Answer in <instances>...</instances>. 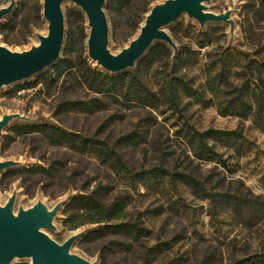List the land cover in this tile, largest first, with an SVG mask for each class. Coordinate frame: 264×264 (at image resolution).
I'll return each mask as SVG.
<instances>
[{
  "label": "rangeland",
  "instance_id": "374dc122",
  "mask_svg": "<svg viewBox=\"0 0 264 264\" xmlns=\"http://www.w3.org/2000/svg\"><path fill=\"white\" fill-rule=\"evenodd\" d=\"M145 0H133L128 13L120 15L112 28L110 14L105 9L109 24V48L117 53L138 33L128 38L124 33L128 24ZM163 0H151L149 6ZM9 0H0V7ZM16 0L15 7L22 18L13 31L0 32V44L12 51H22L36 44V33H47V22L34 0ZM42 3V0H41ZM209 11L220 13L232 9L235 32L230 33V24L207 22L204 27L195 18L183 14L165 30L172 36L178 47L190 46L196 51V61L186 72L197 82L225 67L228 79L236 86L243 83L256 87L258 69L264 62V0H211L206 2ZM13 8V9H14ZM64 15V39L58 60L87 57L92 66L96 65L86 50V40L81 41L82 30L88 34L87 21L76 18L74 11L80 10L70 1L61 5ZM3 21V20H2ZM203 33H208L213 42L205 47ZM250 66V67H249ZM125 70H137L139 76L152 88L161 82V74L156 66ZM104 71V70H103ZM264 77V71L262 72ZM46 79L32 88H22L16 94L11 91L24 87L36 80ZM51 66L22 82L0 88V116L5 112H19L34 118L36 122H48L82 134L104 138L110 144L119 136L133 130H148L143 143L124 145L119 148L123 158L133 170L148 168L162 162L171 169L194 172L208 187L228 196L215 206L208 200L197 197L184 184L176 187L167 182L159 188H147L131 181L127 174L116 172L100 165L89 154H81L65 147H55L38 134L16 135L10 130L18 120H13L3 130L0 140V160L19 161V166L29 167L40 164L45 167L57 166L51 174H34L32 191L22 186V174H15L0 183V204H3L13 189L17 190L14 204L24 208L37 199L51 207L58 200L64 203L53 220L56 230L44 231L57 242H62L70 233L85 230L96 223H87L75 230H69L62 223L67 214L62 211L71 195L89 192L97 184L106 186L102 200L109 202L118 194L128 195L127 214L122 221H131L150 229L151 234L138 241L127 235H109L93 243H78L71 250L88 259L97 260L103 255L106 264H145L144 254L148 247L159 245L150 264H264V127L253 116L240 117L221 115L217 105L205 106L189 97L183 98L184 112L166 111L155 113L157 121L147 125L151 114L147 109H124L113 106L109 110L93 113L82 109L69 112L59 110L60 103L68 100L89 99L92 94L84 87L72 82L68 75L55 79ZM231 90L229 95H233ZM207 97H211L209 93ZM228 95V96H229ZM185 122L198 130L208 128L237 130L245 137L244 151L239 153L233 147L217 143L225 165L216 161H203L192 154L181 127ZM6 136L1 148L2 141ZM7 168L4 171H8ZM4 171L0 172V178ZM28 182V181H27ZM31 190V189H30ZM107 191V192H106ZM230 199L232 201L230 202ZM234 199L239 202L237 205ZM253 205L256 211L253 212ZM113 240L119 241L116 247ZM131 243L129 249L127 244ZM114 248H112V246ZM103 252V253H102ZM9 264H30L29 258L14 259Z\"/></svg>",
  "mask_w": 264,
  "mask_h": 264
},
{
  "label": "trees",
  "instance_id": "16d2710c",
  "mask_svg": "<svg viewBox=\"0 0 264 264\" xmlns=\"http://www.w3.org/2000/svg\"><path fill=\"white\" fill-rule=\"evenodd\" d=\"M22 0H19V4ZM37 8H41V0H34ZM151 0H145L138 12L128 24V29L124 37L128 38L134 34L142 24L144 17L151 6ZM133 0H106L105 8L110 14L112 28H115V20L120 15L128 13L132 8ZM78 20L85 22L83 13L80 10L74 11ZM0 22V32L13 31L19 24H22V18L19 19L17 7L5 16ZM203 41H199L200 47H205L213 42L208 33L202 34ZM87 33L82 30L81 41L84 44ZM196 51L190 46L178 47L175 53L162 41H155L146 53L137 61L139 68H151L156 66V70L161 74V82L158 87L149 86L137 73V70L130 73H108L92 66L87 57L78 60L66 58L57 60L52 66L55 73V79L62 75H68L72 82L80 87H84L92 96L87 100H68L60 103L58 109L69 112L82 109L86 112H95L98 110H109L113 106H119L124 109L143 108L151 114L153 112L165 113L170 111L183 115V98L189 97L195 102L205 106L217 105L221 115H235L240 117L253 116L264 127V62H260L258 69L259 81L255 88L243 83L239 87L228 79L229 73L225 67L220 68L215 73L209 75L202 82H197L194 77L189 76L186 69L195 64ZM250 67V66H249ZM54 79V80H55ZM46 79L36 80L24 87L14 88L11 93L16 94L22 88H32ZM234 90L233 95H229ZM207 93L211 97H207ZM229 95V96H228ZM157 121V115L147 117V125ZM16 135L38 134L46 142L55 147H65L81 154L93 156L100 165L116 172H123L129 179L143 187L155 186L159 188L162 183L167 182L176 187L184 184L190 188L192 193L199 198L208 199L214 206L219 201H224V196L228 194L221 193L208 187L194 172L186 170L171 169L162 162L154 164L148 168L133 170L128 162L123 158L119 148L124 145H134L143 143L148 136V130H133L130 133L119 136L113 143H109L104 138L82 134L66 128L60 127L48 122H26L18 120L10 128ZM182 137L186 140L192 154L203 161H216L225 165L222 155L217 150V143L224 146L233 147L239 153L244 150L245 137L237 130H225L208 128L198 130L193 125L185 122L181 127ZM6 136L2 141L1 148ZM57 166L49 167L40 164L29 167L16 166L8 171H4L0 178V183L4 188L5 181L15 174H22V186L25 190L32 191L34 187V174H51L52 170H57ZM28 181V182H27ZM31 189V190H30ZM106 186L97 184L91 191L71 195L65 203L62 211L67 214L62 223L67 229L75 230L87 223H96L95 226L81 231L78 243H93L109 235H127L132 241H138L151 234L150 229L141 226L136 222L122 221L128 212V195L118 194L109 202L102 200L105 194ZM107 192V191H106ZM232 199H230V202ZM235 205L239 202L234 199ZM253 205V212L256 211ZM116 247H121V243L113 240ZM112 248H114V246ZM131 246L129 242L127 249ZM159 246V245H158ZM157 245L148 247L144 254L145 264H150L153 260L150 256L155 252ZM103 253V252H102ZM99 264H106L103 255L99 257Z\"/></svg>",
  "mask_w": 264,
  "mask_h": 264
},
{
  "label": "water",
  "instance_id": "95a60500",
  "mask_svg": "<svg viewBox=\"0 0 264 264\" xmlns=\"http://www.w3.org/2000/svg\"><path fill=\"white\" fill-rule=\"evenodd\" d=\"M74 3L87 21L86 50L88 57L108 73H120L134 67L155 41L166 43L178 51L172 36L165 28L183 14L195 18L204 27L207 22L230 24L235 32L232 9L215 13L206 2L211 0H163L153 4L146 13L138 33L117 53L109 48V24L105 12L106 0H42V16L47 22V33H36L38 42L22 51H12L0 44V88L22 82L52 66L60 57L64 39L63 2ZM16 0L0 7V22L9 15ZM33 122L34 118L19 112H5L0 116V140L3 130L13 120ZM20 165L19 161L0 160V172ZM17 190L13 189L0 204V264H9L18 258H29L30 264H98L71 250L81 230L70 233L62 242L51 238L44 230H56L54 218L64 201L58 200L49 207L41 199L31 206L19 205L14 209Z\"/></svg>",
  "mask_w": 264,
  "mask_h": 264
}]
</instances>
